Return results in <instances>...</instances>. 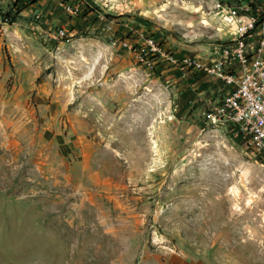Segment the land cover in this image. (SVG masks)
Here are the masks:
<instances>
[{
    "label": "rangeland",
    "instance_id": "374dc122",
    "mask_svg": "<svg viewBox=\"0 0 264 264\" xmlns=\"http://www.w3.org/2000/svg\"><path fill=\"white\" fill-rule=\"evenodd\" d=\"M87 3L0 0V264H264V156L207 124L199 71L113 45L207 60L234 30L216 0Z\"/></svg>",
    "mask_w": 264,
    "mask_h": 264
},
{
    "label": "built area",
    "instance_id": "2783aa9c",
    "mask_svg": "<svg viewBox=\"0 0 264 264\" xmlns=\"http://www.w3.org/2000/svg\"><path fill=\"white\" fill-rule=\"evenodd\" d=\"M61 9L77 19L92 7L86 0H61ZM216 8L225 27L233 28L231 39L218 45L207 60L196 56L176 58L164 53L157 41L149 37L143 44L118 39L113 45L133 53L148 70L156 68V60H167L180 74L191 70L215 78L229 91L218 101H211L205 111L208 125L229 126L234 136L243 139L257 155L264 156V1L263 4L236 0H216ZM34 29L47 24L36 16ZM42 33L53 42L68 39L71 31L66 25L48 27Z\"/></svg>",
    "mask_w": 264,
    "mask_h": 264
},
{
    "label": "crops",
    "instance_id": "0c3cea01",
    "mask_svg": "<svg viewBox=\"0 0 264 264\" xmlns=\"http://www.w3.org/2000/svg\"><path fill=\"white\" fill-rule=\"evenodd\" d=\"M19 1V5H24V7H26V11L27 10H37L39 12V14L41 13H45V15H47L50 19H53V21H57L58 19L56 18L55 14L56 12H59V14L63 13L65 14L67 17H69L59 6V2L61 0H37V5L35 6H27L30 5L29 1L31 0H18ZM87 1V0H86ZM88 1H98V0H88ZM230 2H236V0H227ZM242 1H246V2H253L256 4H263L264 0H242ZM54 23V22H53ZM201 75H199L198 77L195 78L196 81L195 84L196 86H198V93H196V98H201L204 96V98H208L210 97V99L207 100V104L209 106L211 101H218L220 100L228 91V87H226L224 85L223 82L215 79V78H211L208 77L202 73H200ZM207 106V107H208Z\"/></svg>",
    "mask_w": 264,
    "mask_h": 264
}]
</instances>
